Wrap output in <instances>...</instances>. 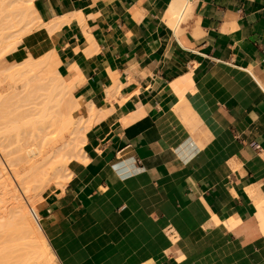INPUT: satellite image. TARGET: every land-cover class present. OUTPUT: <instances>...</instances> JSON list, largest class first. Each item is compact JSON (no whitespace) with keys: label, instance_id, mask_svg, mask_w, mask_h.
Returning a JSON list of instances; mask_svg holds the SVG:
<instances>
[{"label":"crops","instance_id":"1","mask_svg":"<svg viewBox=\"0 0 264 264\" xmlns=\"http://www.w3.org/2000/svg\"><path fill=\"white\" fill-rule=\"evenodd\" d=\"M171 4L34 0L62 17L40 48L97 114L37 205L50 250L0 264H264V0H190L170 26Z\"/></svg>","mask_w":264,"mask_h":264},{"label":"bare ground","instance_id":"2","mask_svg":"<svg viewBox=\"0 0 264 264\" xmlns=\"http://www.w3.org/2000/svg\"><path fill=\"white\" fill-rule=\"evenodd\" d=\"M189 4L190 0H172L168 25L172 15ZM61 19L43 23L34 0H0V46L10 47L11 53L0 65V250H50L37 205L48 188H63L71 175L70 164L82 160L84 134L97 114L73 96L75 78L69 82L58 74L55 50L40 48L39 35L50 37ZM81 107L87 108L88 118L74 116ZM10 134L23 136L22 143L17 140L12 147ZM35 259H18L21 262L15 264Z\"/></svg>","mask_w":264,"mask_h":264},{"label":"rangeland","instance_id":"3","mask_svg":"<svg viewBox=\"0 0 264 264\" xmlns=\"http://www.w3.org/2000/svg\"><path fill=\"white\" fill-rule=\"evenodd\" d=\"M10 54H11L10 53V47H7L6 45L0 46V65L5 63V61L9 58ZM7 82H9V81L7 80ZM77 114H79V113H77ZM22 139H24L23 136L20 138H17L14 136V134H10L8 136V142L12 144V147L17 146V145H15L17 140H21L20 143H22ZM52 189H54V188L53 187L48 188L43 194H45L46 192H48L49 190H52ZM33 264H41V263H33Z\"/></svg>","mask_w":264,"mask_h":264},{"label":"built area","instance_id":"4","mask_svg":"<svg viewBox=\"0 0 264 264\" xmlns=\"http://www.w3.org/2000/svg\"><path fill=\"white\" fill-rule=\"evenodd\" d=\"M30 213H31V216L33 217V219H35L36 221H39L38 215L33 209H31Z\"/></svg>","mask_w":264,"mask_h":264}]
</instances>
